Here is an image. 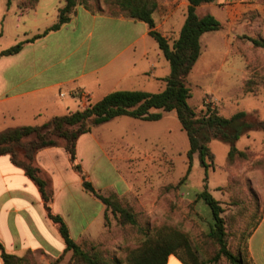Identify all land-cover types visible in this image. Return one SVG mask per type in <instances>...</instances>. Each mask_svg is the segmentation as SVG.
<instances>
[{
	"label": "rangeland",
	"instance_id": "374dc122",
	"mask_svg": "<svg viewBox=\"0 0 264 264\" xmlns=\"http://www.w3.org/2000/svg\"><path fill=\"white\" fill-rule=\"evenodd\" d=\"M22 1L15 0L8 6V0H0L2 50L30 39L32 34L29 33L35 26L31 12H40L39 25L44 29L52 25L53 16L57 17L55 12L63 6L59 0H42L37 9L25 11L28 14L19 17L18 6ZM181 1L186 2L179 0L178 4ZM234 2L248 6L241 12H227L224 3L198 8L201 16L207 13L215 16L222 23V30L206 33L201 39L203 54L188 77L192 92L189 102L198 112L210 105L225 117L243 111L253 122L264 121V47L253 44L254 39L264 41V0ZM92 4L109 13V6L103 0ZM185 10L184 5L183 12ZM177 20L180 27L185 15L179 13ZM26 31L27 35L24 34ZM138 87L139 91L154 94L161 92L165 83L146 77ZM98 97L78 99L72 109L55 110L46 120L82 110L95 103ZM162 114L161 120L152 122L119 117L80 137L78 163L88 180L105 196L126 191L120 197L137 220L135 227L121 225L108 211V218L104 216L103 220H98L80 245L88 250L97 246L105 255H116L126 264L131 251L168 226L187 234L192 247L199 250L201 259L206 260L216 251V246L208 238L211 210L198 199V194L207 185L225 210L231 250L246 253L249 233L264 219V131L252 130L242 136L236 147L244 155H236L232 162L228 160L230 146L212 140L209 146L214 160L208 175L201 167L198 155L194 156L192 170L187 175L190 148L187 134L175 112ZM46 120L37 124L42 125ZM7 129L10 128H1L0 132ZM52 150L59 154L58 165L47 163V168L42 170L44 176L50 181L53 178L57 191L61 179L73 182L71 192L74 199H80L82 191L90 196L82 187L80 174L71 169L64 147ZM75 180L80 183L76 185ZM71 202V195L58 200L53 212L70 213ZM71 220L74 221L73 216H69V221L73 237H77L78 224L84 226L86 223L81 219L74 224ZM28 252L18 256H28L34 264H73L72 252L66 253L60 261L39 252Z\"/></svg>",
	"mask_w": 264,
	"mask_h": 264
},
{
	"label": "crops",
	"instance_id": "0c3cea01",
	"mask_svg": "<svg viewBox=\"0 0 264 264\" xmlns=\"http://www.w3.org/2000/svg\"><path fill=\"white\" fill-rule=\"evenodd\" d=\"M178 1L158 0L159 7L154 14L156 30L170 41L177 39L184 25L179 27L178 14L182 12L186 19L188 1L180 4ZM234 1L217 0L213 4L224 3L227 12H241L248 6ZM184 5L186 12H183ZM26 13L17 15L22 17ZM31 13L35 26L29 38L44 32L58 19L55 12L57 17L53 16L52 25L42 29L38 20L40 12ZM24 34L27 35V31ZM169 73V64L150 36L147 24L107 12L94 14L79 6L71 21L61 29L25 44L15 55L0 57V129L36 126L38 121L53 116L55 110L72 109L78 99L91 100L97 95L98 102L117 90H139V84L146 77L162 82ZM52 149L37 154L36 163L42 170L47 168V163L58 165L59 154ZM64 181L67 180L61 179L57 191L52 178V209L58 200L71 195V212L58 211L57 215L67 223L73 240L81 244L97 221L103 220L107 210L101 201L82 190L81 198L74 199L73 182L64 184ZM126 187L129 188L127 183ZM69 216L74 217V221L71 220L74 224L81 219L86 223L78 224L77 237H73ZM0 241L9 253L17 256L31 251L59 259L66 254L65 241L48 218L37 185L9 156L0 157ZM246 244L243 255L253 264H264V219L249 235ZM167 264L183 263L171 255Z\"/></svg>",
	"mask_w": 264,
	"mask_h": 264
},
{
	"label": "trees",
	"instance_id": "16d2710c",
	"mask_svg": "<svg viewBox=\"0 0 264 264\" xmlns=\"http://www.w3.org/2000/svg\"><path fill=\"white\" fill-rule=\"evenodd\" d=\"M13 1L15 0H8V6ZM40 1L23 0L18 6L20 15H23L25 11L36 9ZM60 1L63 6L58 10V19L55 24L14 47L0 51V57L15 55L25 44L61 29L71 21L79 6L94 14L107 12L101 6L95 7L92 4L97 0ZM187 1L184 25L177 39L170 41L156 30L154 14L159 7L158 0H103L104 4L109 6L108 12L111 15H122L148 25L150 36L157 42L170 68L168 77L163 80L165 88L161 92L153 94L139 90H117L96 103H90L82 110L55 116L42 125L15 127L0 132V157L9 156L12 163L24 170L37 185L48 218L57 226L65 241V253L72 252L71 263L73 264H125V261L116 255L107 253L105 255L97 246H92L90 250L85 249L73 240L67 223L60 215L53 212L54 192L51 181L44 176L42 169L36 163V157L40 151L63 146L69 156L72 169L81 176L83 189L101 201L107 213L111 211L121 225L135 227L137 226L135 215L124 205L123 199L117 193L109 196L101 194L86 177L77 158V142L82 135L91 133L94 127L119 117L152 122L161 120L162 112H175L190 145L187 175L192 170L194 156L198 155L199 163L207 176L214 160L209 146L212 140L222 141L230 146L228 160L232 162L236 155H244L236 147V142L242 136L252 130L264 131V121L253 122L249 120L246 112L240 111L231 117H225L210 105L198 112L190 104L192 92L188 85V77L203 54L201 39L206 33L222 30V23L210 13L203 16L198 14V8L211 5L217 0ZM253 44L264 47V41L257 39L253 40ZM198 199L204 201L212 213L208 238L216 246V251L210 258L201 259L199 250L192 247L187 234L164 226L154 236L148 237L139 248L131 251L126 264H167L171 255L176 256L183 264H253L242 252L231 250L227 221L224 216L225 210L209 192L207 185L198 194ZM107 213L105 219L108 218ZM27 254H31V251ZM0 256L2 264H34L28 256L19 257L9 253L1 241ZM63 256L58 260L60 261Z\"/></svg>",
	"mask_w": 264,
	"mask_h": 264
}]
</instances>
